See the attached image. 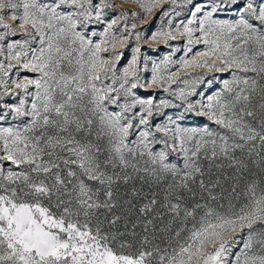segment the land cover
Listing matches in <instances>:
<instances>
[{
    "label": "snow or ice",
    "instance_id": "6c2138e0",
    "mask_svg": "<svg viewBox=\"0 0 264 264\" xmlns=\"http://www.w3.org/2000/svg\"><path fill=\"white\" fill-rule=\"evenodd\" d=\"M124 3L0 0V264H264V0Z\"/></svg>",
    "mask_w": 264,
    "mask_h": 264
},
{
    "label": "rangeland",
    "instance_id": "374dc122",
    "mask_svg": "<svg viewBox=\"0 0 264 264\" xmlns=\"http://www.w3.org/2000/svg\"><path fill=\"white\" fill-rule=\"evenodd\" d=\"M115 4L118 7H123V8H129V7H134L139 11V7L138 5H132V4H125L124 0H115ZM179 10V9H177ZM156 13L155 18H149V17H145V19H151V23L147 26L141 25L139 21H137L138 24V29L141 32H144L145 35V39H147L148 37L151 36V33L155 30H157L160 27H167V20L171 17L168 18H163L161 19V12L159 9L154 10ZM118 13H114V12H110L109 15V19L114 18L115 15H117ZM177 19H183V16L177 18ZM120 27V26H118ZM145 28H147V31L145 32ZM97 30H102L101 28H98ZM18 38V37H17ZM98 39V37L96 38ZM141 45H142V53H146L149 57L150 60H156L157 62H159L160 59H162L164 54H167L168 51H170L169 46L167 45H163V44H159L156 45V47L159 48V51H151L149 50V45L152 44V41L150 39L147 40V43H145V40L142 39L141 40ZM173 44V46H175V44L177 42H170ZM136 46V42L134 39H132L130 41L129 46L124 50L125 51V59L123 61V63L120 65L121 67L125 66L127 64V62L131 59V55H132V49ZM179 55H182V53H178L177 57L178 58ZM149 68V72L146 74L145 78H150V70H151V64L148 65ZM141 95L143 96H148L151 95V92H141ZM162 98H170L168 96L167 93H164L162 90L160 92L157 93V99H162ZM191 122V121H189Z\"/></svg>",
    "mask_w": 264,
    "mask_h": 264
}]
</instances>
